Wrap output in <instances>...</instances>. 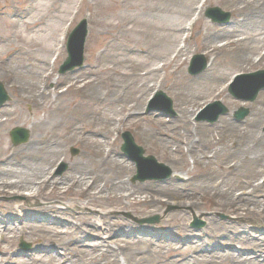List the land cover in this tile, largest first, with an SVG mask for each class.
<instances>
[{
    "label": "rangeland",
    "instance_id": "obj_1",
    "mask_svg": "<svg viewBox=\"0 0 264 264\" xmlns=\"http://www.w3.org/2000/svg\"><path fill=\"white\" fill-rule=\"evenodd\" d=\"M115 1L119 4V2L123 0ZM234 1L207 0L201 11V23L194 27L191 26L194 20L193 16L185 17L174 14V6L180 5V2L173 5L171 4V0H137L135 2L139 7L131 10L116 8L117 3H115L114 0H84V2H82V0H67V2L64 3H58L56 1L50 13L46 14L45 11L41 13L42 15L45 13V18L39 25L46 30L51 24L57 28L62 25V22H56L57 20L55 18L58 17L64 21L67 27L72 21L73 24L65 35H62L65 40L62 44L63 49L61 58L54 65L53 61L48 64L52 74V80L50 82L43 83L42 79H40V76L44 75L47 68H43L34 62H27L26 57L21 53L23 50L17 54L16 52H10L8 55H1L2 50L0 49V82L4 85L10 97V101L0 108V122L2 123L5 119L2 118V113H4V111L13 113L11 116L12 123L0 125V139L5 137L9 146L16 150L27 145L34 135L42 134V131L54 134L63 145L65 155L57 161L56 166L52 170V176L55 177L56 180L63 178L68 173L72 163L88 160L93 144L91 139L87 141L82 134L70 135L68 121L79 118L83 113V107L81 105L83 101L80 94L75 92L73 88H69L73 79H94L95 81L106 84L109 82V72L105 69H112L118 61H123L125 59L124 50L127 46L137 47L141 50L139 56L130 57V60L134 63L138 61L144 63L146 49L160 53L162 51V46H166V42L169 39L171 40V49H165V58L169 59L175 47L177 45H183V40L185 36L187 37L188 35L190 36L188 41L190 49L187 55L183 57V59H186V64L183 66L184 75L189 79L203 75L210 69L209 66L212 65L216 58V72L220 71L228 78L226 86L224 84L222 87L212 89L207 84H202L189 91L190 98H199L200 101V104L194 109V116L191 118L192 124L190 129L194 131L191 142L195 143V147L196 144L199 145V138H202L204 133V130L199 126L208 127L209 134H213L215 137L222 133L220 126H218L222 119L228 118L232 123L242 126L246 123L250 115L259 108L258 104L264 90L259 93L254 102H249L233 98L229 93V85L236 75L263 71L264 58L261 59L260 55L264 51L256 44H252L248 54L252 61L257 60L252 67H246L244 65H242V67L240 64L231 66L230 54L225 50L208 54V52L201 47L202 40L206 35V25L210 27L209 34L214 36L217 32L219 33V31L228 29L231 21L236 18L234 7H236L237 2ZM49 2H47L48 5L52 3V0H49ZM34 6V0H0V16L12 20L15 19V16L20 11ZM215 7L230 13L231 19L228 23H213L205 16L208 8ZM65 9L67 10L66 12ZM67 12H69V17ZM96 13L101 14L96 18ZM39 14L40 11H38V15ZM195 14L197 15L199 12ZM32 16H34V13ZM126 17H130L134 20L136 19L135 23L137 25L132 26L136 27L135 32L128 34L121 31L119 26L125 23ZM84 19L88 22L89 34L85 46L83 66L65 75H60V66L67 58L66 44L68 36L75 26ZM107 24L108 28L106 27ZM109 24L115 25L117 29L112 30ZM181 24L186 27V33L180 36L178 35L176 38H173V36L169 37V32L164 27L168 28ZM261 30L262 28L260 27L246 28V31L250 34L256 32L260 33ZM164 38L166 39L165 43L162 41ZM221 42L223 43L226 41L223 39L220 40V43ZM15 46L16 44H14L11 49H15ZM92 46H96V48L91 50ZM195 55H203L209 65L205 71L192 75L189 73V68L191 60ZM99 56L103 57V62L98 69L100 73L92 78V76L86 74L87 68L94 66ZM150 62V67L157 66V64L158 66L162 65L159 63L158 59L153 61L150 60ZM123 65L121 66L127 69L126 65ZM172 67L173 65L171 69L166 68L165 71L162 70L161 73L152 80V91L146 93L143 104L137 112V118L128 119L126 113L119 114L118 106H105L102 110L105 113V118L111 119L110 122L107 124L102 123V121L94 122V127L100 129L102 133L116 128V130H110L111 132L107 135V145L103 146L104 150L113 149L120 159L125 161L132 168V174L126 177V183L129 187L140 186L144 188L146 185H149L150 188L148 189L151 190L150 192H154L155 198L159 200L158 203L149 208H143L140 206H133L129 201L116 202L109 198L87 204V202L79 196V192H68V190L64 192V186L60 185L59 182L55 185L47 186L40 196L32 199L24 196L30 194L28 190H23L17 194L14 192L1 193L0 191V217L4 214L13 217V214H15V223H17L16 226L19 227V230L0 234V264L2 262L8 264H55L54 262H48L46 259L36 262L31 256L34 254L39 255L44 252L45 254L47 253V255L57 253L59 257L62 251L56 244H58L59 241H67L68 238L71 237L69 234L75 235L77 232L74 227L80 225L81 217L87 216H90L98 225L104 223L110 224L115 221H123L126 223L125 231L112 238V241L126 239L129 243L133 244L132 247H129V250H125L126 248H123L122 251L116 250L122 264H124L125 259L128 260L132 251H148V245L144 241L136 239L138 237L146 238L151 233L156 235H169L174 239L184 241V244L175 246L167 255L161 257L153 264H175L179 259L191 260L193 257L197 258L207 255L206 247L210 245L212 241L210 239L213 234H218L224 230L234 234V229L244 228L251 234L260 235L264 233V221L262 219L256 218L250 214L235 215L230 212L229 209L225 208L224 203L218 197L213 196L212 193H208L209 191L196 187H202L200 183H197V175L200 172L216 170L217 167L215 163L204 167L196 166L194 165V158H198L200 154H192L193 158L192 155L188 153V148L191 149L190 146L188 148L185 145L181 146L180 153L176 150L174 143L168 148L155 139L143 134L144 130H153L167 135L170 138H175L176 136L184 137L182 132L184 128L174 122L179 106L178 99H176L174 92L169 86L175 79L174 74H170L173 72ZM118 68L120 67L117 65V69ZM10 72H13V75L8 76ZM13 80L26 84L34 83L33 86L45 89V95H48V98L43 107L35 111L31 106H25L23 101H26L24 97L28 96V94H24L23 97L18 92L19 86L21 85L12 83ZM56 80L64 82L60 89L54 88V82ZM35 84H37V86ZM101 89L104 94L107 93L106 89ZM221 89H225V92L222 96H218ZM242 91L245 90L242 89ZM157 92L164 93L171 100L172 113L166 112V108L161 102L151 105ZM213 102H220L228 109V114L221 116L215 123L198 121L197 118L200 112ZM240 108L249 110V115L241 121L235 118V113ZM159 117H161L162 121L158 120ZM41 121L43 122L40 123ZM14 128L27 129L30 133L28 142L18 146L13 145L10 132ZM196 129L198 132H195ZM261 131L264 133V124L261 126ZM124 132H130L136 144L145 150L146 155L154 156L159 163L164 164L171 170L172 175L168 178H164L165 172H143L142 176L148 179H136V176H138L136 164L121 151V146L123 144L121 136ZM196 133L198 134L196 135ZM204 148L207 149L206 145H204ZM215 149L216 148H210L209 151L207 150L206 153L209 159L213 157L212 150L215 151ZM74 150L78 151L77 155H74ZM181 178H184L183 180H185V182L190 181L191 186L189 189L178 188L167 184L171 182L172 184L183 185L184 181ZM212 182L213 181H211V183ZM218 182V179H216V183ZM258 183L264 185V175L258 179ZM194 189L198 190L196 191ZM179 192H186L187 196H185L184 199L189 205L184 206L177 204V202H181L182 200L178 196ZM50 207H57L62 211H67L70 216H67L64 220L69 219V223L73 227L67 226L66 228V226L62 224L59 226L60 232H58L56 227L50 226L51 219L56 217L54 212L48 210ZM124 214H130L134 219L126 218ZM194 216L205 223L204 227H192ZM155 217L159 218L158 223L141 224L139 222L144 219H152ZM1 223L2 222H0V225H2ZM66 223L68 222H65V224ZM23 226L25 229L24 232H21L20 230ZM183 229L192 231L193 234L189 235L183 233ZM258 231L261 233L258 234ZM261 237L264 238V234H262ZM39 238L54 241L50 251L45 252L43 248L40 247L37 242ZM96 240H100V238L93 237L89 242H94ZM193 242L197 243L199 253L193 250L191 244ZM241 244L242 243H234L223 247H216L211 253H237L241 251ZM87 253L88 252L76 255L75 260L77 262H88L89 254ZM250 253L251 252L248 251L245 254L249 255ZM155 258H157V256H155ZM197 259L200 260L201 258ZM141 264H147V262Z\"/></svg>",
    "mask_w": 264,
    "mask_h": 264
},
{
    "label": "bare ground",
    "instance_id": "obj_2",
    "mask_svg": "<svg viewBox=\"0 0 264 264\" xmlns=\"http://www.w3.org/2000/svg\"><path fill=\"white\" fill-rule=\"evenodd\" d=\"M56 1L58 3L67 2V0H52V3L48 5L49 0H34L35 6L20 11L15 19L8 20L0 16L1 55H8L10 52L17 54L23 50L21 53L26 57L27 62H34L43 68H47L44 75L40 76L43 83L52 80L48 64L53 61L54 65L61 58L62 44L65 40L62 35H65L73 24L72 21L67 27L64 21L58 17L55 18L56 22H62V25L57 28L51 24L46 30L39 25L45 18V13H50L51 9L54 8ZM135 1L137 0H123L118 4L114 0L117 3L116 8L121 10L138 8L139 5ZM179 2L180 5L174 6L175 15L193 16L194 20L191 25L193 27L201 23V11L207 0H171L173 5ZM234 2H237L236 7H234L236 18L231 21L228 29L219 31L212 36L209 34L210 27L206 25V35L202 40L201 47L208 54L225 50L230 54L231 66L240 64L241 66L252 67L257 59L252 61L249 57L251 45L256 44L264 51V0H235ZM38 11H40L39 15ZM43 11L45 13L42 15ZM194 12H199V14L196 15ZM33 13L34 16H32ZM67 14L69 17V12ZM100 14L96 13V18ZM125 20V23L119 26L121 31L128 34L135 32L136 27L132 26L137 25L136 19L126 17ZM106 27L108 28V24ZM109 27L112 30L117 29L115 25L109 24ZM248 27H260L262 30L260 33L250 34L246 31ZM164 28L169 32V37L173 36V38L186 33V27L182 24ZM189 37V35L185 36L184 44L177 45L169 59L165 58V49H171V40L169 39L166 46H162L160 53L146 49L144 63L131 61L130 57L139 56L141 50L137 47L127 46L124 50L125 59L118 61L112 69H105L109 72V82L106 84L94 79H73L69 88H73L75 92L80 94L83 101L81 103L83 113L81 112L79 118L68 121L70 135L82 134L87 141L91 139L93 144L88 160L72 163L68 173L63 178L56 180L52 176V170L57 161L65 155L63 145L54 134L42 131V134L34 135L27 145L16 150L9 146L5 137H2L0 139L1 193L14 192L17 194L23 190H28L30 194L24 196L32 199L40 196L47 186L59 182L60 185L64 186V192L66 190L79 192V196L87 204L109 198L116 202L129 201L133 206L143 208H149L158 203L159 200L155 198L154 192H150L151 190L148 189L150 188L149 185L144 188L140 186L129 187L126 183V177L132 174V168L120 159L113 149L104 150L103 146L107 145V135L116 128L102 133L100 129L94 127V122L102 121L104 124L110 122L111 119L105 118V113L102 110L105 106H118L119 114L126 113L128 119L137 118V112L143 104L146 93L152 91V80L162 70L171 69L173 65V72L170 74H174L175 79L169 86L178 99L179 106L174 122L184 128L182 130L184 137L170 138L153 130H144L143 134L168 148L174 143L176 150L180 153L181 146L185 145L187 148L190 146L191 149L188 148L190 155L200 154L198 158H194L192 155L196 166L204 167L215 163L216 170L200 172L197 175V183H200L202 187H196L209 191L208 193L218 197L224 203L225 208L233 214H250L264 221V185L258 183V179L264 175V133L261 131V126L264 124V92L260 97L259 108L250 115L242 126L232 123L228 118L222 119L218 125L222 133L217 137L209 134L208 127L199 126L204 130V133L203 137L199 138V145L196 144L195 147V143L191 142L194 131L190 129V126L192 124L191 118L195 114L194 109L200 104V101L199 98H190L189 91L202 84H207L212 89L222 87L224 84L226 86L228 78L224 73L216 72V58L209 66L210 69L203 75L192 79L184 75L183 66L186 64V59L183 57L187 55L190 49ZM223 39L226 42L220 43V40ZM162 41L165 43L166 39L164 38ZM14 44H16L15 49H11ZM95 48L96 46H92L91 50ZM260 58H264V52L261 53ZM157 59L162 65L158 66L157 64V66L150 67V60ZM102 62L103 57L99 56L96 59V64L87 68L86 74L92 78L96 77V74L100 73L98 69ZM123 64L126 65L127 69L121 66ZM117 65L120 68L117 69ZM10 75H13V72H10L8 76ZM12 83L22 86H19L18 92L23 97L24 94H28L24 97L26 99L23 101L25 106H31L35 111L43 107L48 98V95H45V89L33 86L34 83L26 84L16 80H13ZM54 83L55 89H60L64 84L60 80H56ZM35 85L37 86V84ZM101 88L106 89L107 93L104 94ZM224 92L225 89H221L218 96H222ZM12 115L13 113L4 111L2 118L5 119L2 123L0 122V125L12 123ZM158 120H161V117ZM195 132L198 130L196 129ZM204 145L207 149L204 148ZM210 148L216 149L215 151L212 150L213 157L209 159L206 152ZM216 179H218V183H216ZM183 181V185H176L171 182L167 184L189 189L190 181ZM211 181L213 182L211 183ZM194 190L197 191L198 189ZM178 196L182 199L181 202H177L178 205H189L184 199L187 196L186 192H179ZM48 210L56 215L54 219H51L50 226L56 227L58 232H60L59 226L62 224L66 228L72 226L69 219L64 220L70 216L67 211H62L57 207H50ZM13 215L10 217L4 214L0 217V222H2L0 234L19 230V227L16 226L17 223H15L16 216ZM80 221V225L74 227L77 232L75 235L69 234L71 237L67 241H59L56 244L62 251L59 257L57 253L47 255L43 252L39 255H32V259L36 262L46 259L55 264H122L116 250L122 251L123 248L129 250L133 244L126 239L112 241V238L125 231L126 223L115 221L110 224L98 225L90 216L81 217ZM65 222L68 223L65 224ZM24 229L23 226L20 231L24 232ZM233 232V235L227 230L218 234L214 233L210 239L212 240L210 245L206 247L207 255L197 257L201 258L200 260L195 257L191 260L179 259L175 264H264V238L261 237L264 233L258 231V234L261 233L260 235L251 234L244 228L234 229ZM183 233L193 234L192 231L185 229H183ZM93 237H98L100 240L89 242ZM136 240L144 241L148 245V251H132L128 260H124V264L146 262L153 264L167 255L175 246L184 244V241L174 239L169 235H156L154 233L149 234L146 238L138 237ZM37 242L45 252L50 251L54 244L53 240L41 238ZM234 243H242L240 252L211 253L216 247ZM191 244L193 250L199 253L197 243ZM248 251L251 253L245 254ZM85 252L89 254L88 262H77L75 260L76 255ZM1 264L8 263L2 262Z\"/></svg>",
    "mask_w": 264,
    "mask_h": 264
},
{
    "label": "water",
    "instance_id": "obj_3",
    "mask_svg": "<svg viewBox=\"0 0 264 264\" xmlns=\"http://www.w3.org/2000/svg\"><path fill=\"white\" fill-rule=\"evenodd\" d=\"M206 16L211 18L214 22L227 23L230 19V14L222 12L219 8H212L207 11ZM88 36V23L86 20H83L70 34L69 40L67 43V52L68 58L65 63L61 66L59 73L65 74L68 71H73L76 67H81L84 62V52H85V44ZM207 67V62L203 56H196L194 58V62L192 64V68L190 69L191 74H198L203 72ZM264 71L257 72L255 74L250 75H242L238 78V80H246L248 85L251 83L246 91H242L239 88L238 83L234 84L230 88V94L240 100H249L254 101L257 98L258 93L264 89ZM9 96L5 91L3 84L0 82V107H2L7 101H9ZM163 101L167 105V111L172 112V102L165 94L159 92L156 96L154 102ZM211 110H214L212 117L206 116ZM228 110L221 105L220 103H215L210 105L207 110L204 112L203 116H201L200 120H206L209 122H216L221 115L227 114ZM249 114V110L241 108L236 112L235 117L238 120L245 119ZM30 134L25 129H14L11 132V138L14 145H20L26 143L29 140ZM124 145L121 150L134 162L137 163L140 175L136 177L144 180L141 177L142 170L144 166L149 167L150 169H161L167 172L166 177L171 175V171L162 164H159L156 159L152 156L145 157V151L143 148L136 145L133 136L125 132L123 134ZM78 153L77 150H74V154ZM125 217L129 219H134L130 214H124ZM141 224L149 223L154 224L159 222V218L155 217L152 219H145L139 221ZM194 227L202 228L205 223L196 219L194 222Z\"/></svg>",
    "mask_w": 264,
    "mask_h": 264
}]
</instances>
